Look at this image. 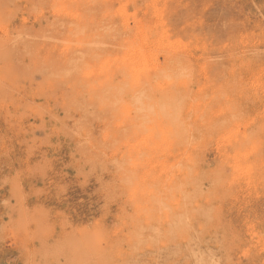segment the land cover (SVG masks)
Segmentation results:
<instances>
[{"label": "rangeland", "instance_id": "1", "mask_svg": "<svg viewBox=\"0 0 264 264\" xmlns=\"http://www.w3.org/2000/svg\"><path fill=\"white\" fill-rule=\"evenodd\" d=\"M0 264H264V0H0Z\"/></svg>", "mask_w": 264, "mask_h": 264}, {"label": "bare ground", "instance_id": "2", "mask_svg": "<svg viewBox=\"0 0 264 264\" xmlns=\"http://www.w3.org/2000/svg\"><path fill=\"white\" fill-rule=\"evenodd\" d=\"M56 1V0H55ZM75 1H79V0H75ZM66 2V1H65ZM151 2H152V0H151ZM85 3V2H84ZM131 3V2H130ZM157 3V2H156ZM163 3V2H162ZM87 4V3H86ZM101 4V3H100ZM126 4V3H125ZM161 4V3H160ZM38 5V4H37ZM63 4L61 3V6H62ZM104 5V4H103ZM155 6H156V8L155 9H158L159 8V5H156L155 4ZM59 7V6H58ZM130 7H131V5H130ZM126 8V7H125ZM131 8H133V7H131ZM151 8H152V6H151ZM80 9V8H79ZM84 9V8H83ZM127 9V11H128V8H126ZM153 10H154V8H152ZM160 9H162V8H160ZM116 10V9H115ZM141 11V10H140ZM151 11V10H150ZM156 11V10H155ZM158 11V10H157ZM104 12V11H103ZM116 13V12H115ZM123 13H124V11H123ZM122 13V14H123ZM66 14V13H65ZM76 14V13H75ZM40 15V14H39ZM73 15V14H72ZM120 15V14H119ZM36 16V15H35ZM62 16V15H61ZM64 16V15H63ZM74 16V15H73ZM76 16V15H75ZM125 16V15H124ZM38 17V16H37ZM66 17H67V15H66ZM122 17V16H121ZM151 17V16H150ZM69 18H70V16H69ZM116 18V17H115ZM148 18V17H147ZM79 19V18H78ZM117 19V18H116ZM136 19V18H135ZM150 18H148V20H149ZM87 20V19H86ZM146 20V19H145ZM161 20V19H160ZM102 21V20H101ZM81 22V21H80ZM87 22V21H86ZM91 22V21H90ZM129 23V22H128ZM124 24V23H123ZM82 25V24H81ZM153 25H154V23H153ZM92 26V25H91ZM125 27V26H124ZM129 28V27H128ZM161 28V27H160ZM163 28V27H162ZM135 29V28H134ZM152 29V28H151ZM94 30V29H93ZM129 30V29H128ZM136 30V29H135ZM111 31V30H110ZM149 31V30H148ZM153 31V30H152ZM142 33V32H141ZM145 33V32H144ZM159 33V32H158ZM139 34V33H138ZM143 34V33H142ZM143 36V35H142ZM144 37V36H143ZM162 37H164V36H162ZM113 39V38H112ZM156 41V40H155ZM168 41H170V40H168ZM175 41V40H174ZM144 42V41H143ZM179 42V41H178ZM178 42H177V44H178ZM183 42V41H182ZM173 43H175V42H173ZM86 44V43H85ZM88 44V43H87ZM137 44H138V42H137ZM158 44V43H157ZM176 44V43H175ZM76 46V45H75ZM173 46V45H172ZM152 47V46H151ZM164 47V46H163ZM162 47V48H163ZM182 47V46H181ZM67 48V47H66ZM89 48H91V47H89ZM89 48H88V50H89ZM153 48V47H152ZM137 49V48H136ZM161 49V48H160ZM168 49V48H167ZM173 49H175L174 47H173ZM179 49V48H178ZM171 50V49H170ZM181 50V49H180ZM60 51V50H59ZM157 51V50H156ZM64 52V51H63ZM91 52V51H90ZM174 51H172V53H173ZM177 52V51H176ZM181 52V51H180ZM67 53V52H66ZM65 53V54H66ZM136 53V52H135ZM59 54V53H58ZM70 54H72V53H70ZM179 56V55H178ZM189 56V55H188ZM44 57V56H43ZM76 57V56H75ZM166 57V56H165ZM117 58V57H116ZM131 58V57H130ZM134 58H143L144 60H148V59H153V58H159V54H157L156 52H151L150 53V51L148 50V49H144V50H141V51H139V54L136 56H134ZM184 57H182L181 59H183ZM191 60V59H190ZM201 61V60H200ZM119 63V62H118ZM130 63V62H129ZM103 65V64H102ZM145 65V64H144ZM156 65H157V63H156ZM246 66V65H245ZM73 67V66H72ZM151 68H153V66L151 67ZM135 69V68H134ZM150 69V68H149ZM117 70V69H116ZM120 70V69H119ZM133 70V69H132ZM150 71V70H149ZM134 72V71H133ZM136 72V71H135ZM140 72V71H139ZM155 72V71H154ZM226 72V71H225ZM143 73V72H142ZM146 73V72H145ZM204 73V72H203ZM89 76V75H88ZM110 76V75H109ZM180 77V76H179ZM182 77H183V75H182ZM2 78H4L3 76H2ZM186 78V77H185ZM187 79V78H186ZM205 79V78H204ZM180 80V79H179ZM233 80V79H232ZM153 83V82H152ZM156 83V82H155ZM188 83H189V81H188ZM135 84V83H134ZM133 84V85H134ZM185 84V83H184ZM194 84V83H193ZM207 84L208 83H206V85L205 86H207ZM155 85H157V84H155ZM162 85H164V84H162ZM166 85V84H165ZM169 85V84H168ZM188 85V84H187ZM204 85V84H203ZM203 85H201V87L203 86ZM210 85V84H209ZM186 86V85H185ZM136 87V86H135ZM138 87V86H137ZM158 87V86H157ZM175 87V86H174ZM180 87V86H179ZM193 87V86H192ZM200 87V88H201ZM188 88H190V87H188ZM219 88V87H218ZM221 88V87H220ZM5 90H7L6 88H5ZM163 90V89H162ZM134 91V90H133ZM207 91V90H206ZM206 91H204V92H206ZM148 92V91H147ZM200 92V91H199ZM4 93H6V91H4ZM162 94V93H161ZM190 95V94H189ZM256 95V94H255ZM129 96V95H128ZM154 96V95H153ZM196 96V95H195ZM200 97H201V95H200ZM158 98V97H157ZM190 98V97H189ZM130 100V99H129ZM202 101V100H201ZM208 102V101H207ZM181 103V102H180ZM197 103V102H196ZM203 103V102H202ZM187 104V103H186ZM193 105V104H192ZM192 105H191V107H192ZM151 106H152V104H151ZM123 109H124V107H123ZM197 109V108H196ZM203 109H204V106H203ZM203 109H201V110H203ZM223 109V108H222ZM159 110V109H158ZM124 111V110H123ZM186 111H187V109H186ZM220 111H221V109H220ZM219 111V112H220ZM191 112H192V110H191ZM198 112V111H197ZM196 112V114L198 115V113ZM129 113V112H128ZM150 113V112H149ZM194 113V112H193ZM216 113V112H215ZM151 114V113H150ZM131 115V114H130ZM201 115V114H200ZM160 116H161V114H160ZM183 116V115H182ZM195 116V115H194ZM199 116V115H198ZM197 116V117H198ZM204 116V115H203ZM216 116V115H215ZM159 117V116H158ZM128 118H129V116H128ZM164 118V117H163ZM183 118V117H182ZM119 119V118H118ZM133 119V118H132ZM162 119V118H161ZM187 118H185V120H186ZM197 119V118H196ZM195 119V120H196ZM207 119V118H206ZM131 120V119H130ZM192 120H193V118H192ZM209 120V119H208ZM207 120V121H208ZM126 121V120H125ZM128 121V120H127ZM126 121V122H127ZM132 121V120H131ZM189 121V120H188ZM214 121V120H213ZM133 122V121H132ZM163 122V121H162ZM134 123V122H133ZM132 123V124H133ZM140 123V122H139ZM187 123V122H186ZM189 123V122H188ZM141 125V124H140ZM189 125V124H188ZM120 126H122V125H120ZM202 126H203V124H202ZM150 127V126H149ZM188 127V126H187ZM190 128H191V126H189ZM136 129V128H135ZM143 129H145V128H143ZM151 129V128H150ZM164 130V129H163ZM150 131V130H149ZM191 131V130H190ZM109 133V132H108ZM136 133V132H135ZM151 133H153V132H151ZM150 133V134H151ZM164 133V132H163ZM149 134V135H150ZM107 135V134H106ZM111 135V134H110ZM131 135V134H130ZM137 135V134H136ZM146 135H148V133L146 134ZM145 135V136H146ZM109 136V135H108ZM113 136V135H112ZM111 136V137H112ZM138 136V135H137ZM152 137V136H151ZM153 137H154V135H153ZM157 137V136H156ZM192 137H193V135H192ZM147 138H148V136H146V140H147ZM151 139V138H150ZM167 139V138H166ZM189 139H190V136H189ZM140 140V139H139ZM142 140V139H141ZM144 140V139H143ZM150 141H152V140H150ZM166 141V143H167V141H168V139L167 140H165ZM143 142H146V141H143ZM168 142H170V141H168ZM139 143V142H138ZM163 143V142H162ZM133 144H134V142H133ZM144 145H145V143H144ZM143 145V146H144ZM219 145V144H218ZM10 146V145H9ZM135 146V145H134ZM168 146V145H167ZM158 147V146H157ZM163 147H165V146H163ZM193 147V146H192ZM196 147V146H195ZM14 148V147H13ZM120 148V147H119ZM143 148V147H142ZM147 148V147H146ZM153 148H155V147H153ZM171 148V147H170ZM148 149V148H147ZM182 149H183V146H182ZM193 149V148H192ZM133 150V149H132ZM159 150V149H158ZM179 151V150H178ZM180 152H184V151H180ZM188 152V151H187ZM190 152V151H189ZM193 152V151H192ZM178 153V152H177ZM185 153V152H184ZM184 153H182V154H184ZM187 154V153H186ZM146 159H147V157H146ZM174 164V163H173ZM176 164V163H175ZM137 166V165H136ZM130 167V166H129ZM135 167V166H134ZM160 168V167H159ZM164 168V167H163ZM244 172V171H243ZM107 173V172H106ZM167 173V172H166ZM244 177V176H243ZM238 180V179H237ZM102 181V180H101ZM165 182V181H164ZM246 183V182H245ZM138 187H140V186H138ZM147 188H148V186H147ZM139 189V188H138ZM137 189V190H138ZM164 189H165V187H164ZM136 189H134V191H135ZM136 190V192L138 193V191ZM134 193V192H133ZM139 194H141V191H140V193ZM143 195V194H142ZM181 197V196H180ZM113 199V198H112ZM200 201V200H199ZM111 210V209H110Z\"/></svg>", "mask_w": 264, "mask_h": 264}]
</instances>
